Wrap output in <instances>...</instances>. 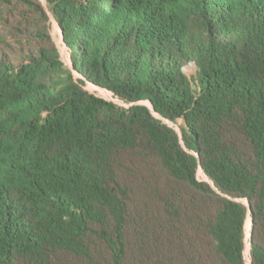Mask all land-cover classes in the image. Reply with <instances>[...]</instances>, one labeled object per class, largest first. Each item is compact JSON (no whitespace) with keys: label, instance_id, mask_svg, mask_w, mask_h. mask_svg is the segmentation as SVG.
Returning a JSON list of instances; mask_svg holds the SVG:
<instances>
[{"label":"trees","instance_id":"trees-1","mask_svg":"<svg viewBox=\"0 0 264 264\" xmlns=\"http://www.w3.org/2000/svg\"><path fill=\"white\" fill-rule=\"evenodd\" d=\"M246 252L264 264V0H0V264Z\"/></svg>","mask_w":264,"mask_h":264},{"label":"rangeland","instance_id":"rangeland-1","mask_svg":"<svg viewBox=\"0 0 264 264\" xmlns=\"http://www.w3.org/2000/svg\"><path fill=\"white\" fill-rule=\"evenodd\" d=\"M41 1L45 4V0H41ZM50 34H51V37H52L54 43L56 44V46H57V48L59 50L61 61L66 66H70L71 63H70V57H69L68 50L66 49L65 45L62 42L61 32L58 29V27H57V25H56V23H55V21L53 20L52 17H50ZM193 72H194V70L191 69V68H188L186 70V73L190 74V75L193 74ZM74 76H75V78L78 77L75 73H74ZM84 89L87 90L91 94H94V95H96V96H98L100 98H103V96H101V94L97 90H95L93 87H91L88 84L84 86ZM143 104L147 105L146 103H143ZM155 117L160 119L156 115H155ZM163 122L168 124L170 127L175 129L176 131H179L178 126L181 124V121H178L177 125H173V124H170V123L165 122V121H163ZM197 178H198L199 181H207V179L205 178L204 174L199 172V171L197 172ZM245 256H246V262H247V264H249V259H248V253L247 252H246Z\"/></svg>","mask_w":264,"mask_h":264},{"label":"built area","instance_id":"built-area-1","mask_svg":"<svg viewBox=\"0 0 264 264\" xmlns=\"http://www.w3.org/2000/svg\"><path fill=\"white\" fill-rule=\"evenodd\" d=\"M98 92L101 94V96H103V99H105L107 101L114 102V103H116L118 105L119 104L121 105V103L117 99L113 98V95L111 93H109L107 91H104V93H102L100 91H98Z\"/></svg>","mask_w":264,"mask_h":264},{"label":"water","instance_id":"water-1","mask_svg":"<svg viewBox=\"0 0 264 264\" xmlns=\"http://www.w3.org/2000/svg\"><path fill=\"white\" fill-rule=\"evenodd\" d=\"M61 37H62V34H61ZM152 113L153 114H155L153 111H152ZM246 206H247V209H248V212L250 213V205L249 204H246ZM250 220V231H249V236H248V238L250 237V233H251V228H252V221H251V219H249Z\"/></svg>","mask_w":264,"mask_h":264},{"label":"bare ground","instance_id":"bare-ground-1","mask_svg":"<svg viewBox=\"0 0 264 264\" xmlns=\"http://www.w3.org/2000/svg\"><path fill=\"white\" fill-rule=\"evenodd\" d=\"M102 93H104V92H102ZM250 227V226H249ZM249 230H250V228H249Z\"/></svg>","mask_w":264,"mask_h":264}]
</instances>
